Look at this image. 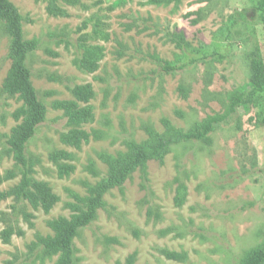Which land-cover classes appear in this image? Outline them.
Instances as JSON below:
<instances>
[{
  "label": "rangeland",
  "instance_id": "obj_1",
  "mask_svg": "<svg viewBox=\"0 0 264 264\" xmlns=\"http://www.w3.org/2000/svg\"><path fill=\"white\" fill-rule=\"evenodd\" d=\"M10 1L23 17L24 38L38 40L26 65L46 118L26 144L31 175L58 200L45 210L8 194L20 174L4 134L22 119L14 117L21 100L1 91L10 59L0 20V264H54L58 254L44 253L37 237L54 235L49 220L79 211L88 187L106 174L100 154L125 152L129 140L145 141L149 129L162 133L167 121L188 129L204 119L214 123L208 142L174 143L147 161L144 178L135 170L107 190L106 205L73 239L74 264L124 263L131 253L133 264H239L264 239V92L245 90L255 46L264 63L257 0H58L65 12L57 15L42 0ZM173 31L198 49L180 62L197 60L167 73L155 56L177 59ZM83 55L95 69L74 64ZM86 83L93 95L77 104L91 117L75 126L86 137L65 143L60 135L71 127L53 104L75 100L72 86ZM179 83L189 87L186 98ZM55 151L66 156L54 161ZM8 170L16 175L5 178ZM163 249L186 256L170 259Z\"/></svg>",
  "mask_w": 264,
  "mask_h": 264
},
{
  "label": "trees",
  "instance_id": "obj_2",
  "mask_svg": "<svg viewBox=\"0 0 264 264\" xmlns=\"http://www.w3.org/2000/svg\"><path fill=\"white\" fill-rule=\"evenodd\" d=\"M46 3V11L50 14H63L65 10L57 3L58 0H42ZM258 16L264 28V0H257L255 6ZM22 15L18 8L10 0H0V20L3 22L9 36L7 56L10 59V66L3 78L1 91L8 96L17 95L21 100V105L15 110L14 117L21 118L22 121L11 132L4 134L7 149L12 153L15 166L20 174L19 181L8 191L17 199L27 200L33 206L40 205L45 210H49L58 200V196L52 192L50 186L41 180L35 179L32 175V161L26 154V144L34 135L37 127L45 121L46 107L39 99L37 92L31 81V72L26 65V58L29 53L38 46L37 39H25L22 29ZM170 40L181 51L175 60H166L155 56V60L160 69L167 73H174L183 69L186 64L195 62L197 57L190 56L188 63L180 62V59L191 52L198 51L186 39L182 31H173ZM84 52L90 53L89 49ZM249 77L245 90L251 94L264 92V63L259 47L255 46L249 52ZM74 64L80 69L93 70L96 67L95 60L86 55L73 59ZM180 62V63H178ZM177 90L179 94L186 98L189 87L179 83ZM71 93L75 100H58L53 106L61 108L67 117V123L71 127L60 135L63 142L78 145L81 137H86V133L75 128L81 122L91 117L89 107H78L77 101L87 102L93 95L92 87L89 83L75 84L71 88ZM165 131L159 133L154 129H149V137L142 142L129 140L128 150L118 155L108 153L100 154L101 159L107 166L106 174L96 183L88 187V194L81 199L82 207L70 218L58 216L48 221L49 226L54 230L53 236H38L37 241L41 245L44 253L58 254L54 264H74L75 251L73 239L79 228L89 225L96 217L99 208L104 207L106 202L104 194L112 187H121L124 181L135 170H139L141 177H145L147 161L153 157H162L174 143L180 141L198 140L208 142L209 134L214 129V123L209 119H204L194 123L190 128L183 129L165 122ZM264 125V117L261 120ZM66 153L55 151L52 154L54 161ZM69 165L59 163V170L68 172ZM16 175L14 170H8L5 178ZM0 179H2L0 177ZM5 195V193H4ZM178 205L182 200L177 201ZM13 229L8 228L2 232L3 239L8 241ZM19 232V231H18ZM162 254L170 259L182 260L185 258L184 252H176L163 249ZM135 253L129 254L124 263L119 261L116 264H133ZM264 263V239L255 247L249 249L239 260V264H263Z\"/></svg>",
  "mask_w": 264,
  "mask_h": 264
}]
</instances>
